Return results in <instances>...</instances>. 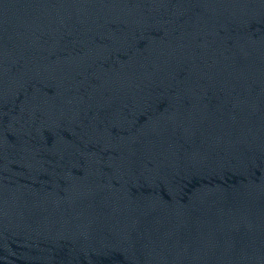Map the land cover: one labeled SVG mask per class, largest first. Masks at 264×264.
I'll list each match as a JSON object with an SVG mask.
<instances>
[{"label": "water", "instance_id": "water-1", "mask_svg": "<svg viewBox=\"0 0 264 264\" xmlns=\"http://www.w3.org/2000/svg\"><path fill=\"white\" fill-rule=\"evenodd\" d=\"M0 264H264V0H0Z\"/></svg>", "mask_w": 264, "mask_h": 264}]
</instances>
